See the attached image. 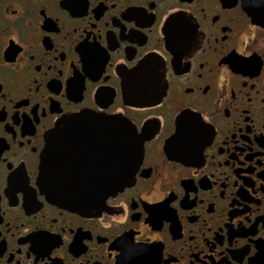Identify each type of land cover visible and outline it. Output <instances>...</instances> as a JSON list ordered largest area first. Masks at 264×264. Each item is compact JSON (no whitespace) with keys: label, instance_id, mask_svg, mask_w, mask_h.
I'll return each mask as SVG.
<instances>
[{"label":"flooded vegetation","instance_id":"flooded-vegetation-1","mask_svg":"<svg viewBox=\"0 0 264 264\" xmlns=\"http://www.w3.org/2000/svg\"><path fill=\"white\" fill-rule=\"evenodd\" d=\"M82 113L130 136L65 132L62 174L136 154L86 216L38 182ZM0 264H264V23L244 0H0Z\"/></svg>","mask_w":264,"mask_h":264},{"label":"water","instance_id":"water-1","mask_svg":"<svg viewBox=\"0 0 264 264\" xmlns=\"http://www.w3.org/2000/svg\"><path fill=\"white\" fill-rule=\"evenodd\" d=\"M244 6L254 20L264 23V0H244ZM153 69L152 65L146 63L140 67L138 73L150 75ZM77 131H79V140H90L91 143L86 146L91 147L95 146L93 141L99 139L98 133L115 131L116 140L120 139V142L125 141L130 133L118 122L82 113L64 117L57 122L54 130L47 136L46 150L41 159L39 185L50 201L81 215H93L101 209L100 205L109 197L115 196L132 180L134 181L132 166L135 163L136 154L131 156L127 152V149H133V144L116 143L115 168L111 172L103 171L101 168L81 169L79 166V177H67L61 173L67 164L61 151L65 145L63 134ZM80 146L82 144L79 142ZM124 148L125 151L122 150ZM79 161H82L80 157ZM94 165L102 166L101 161H95Z\"/></svg>","mask_w":264,"mask_h":264}]
</instances>
